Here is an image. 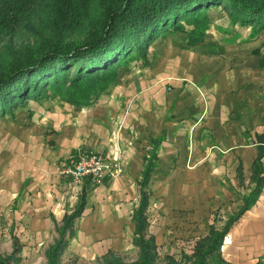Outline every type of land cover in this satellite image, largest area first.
I'll return each instance as SVG.
<instances>
[{"label":"crops","instance_id":"0c3cea01","mask_svg":"<svg viewBox=\"0 0 264 264\" xmlns=\"http://www.w3.org/2000/svg\"><path fill=\"white\" fill-rule=\"evenodd\" d=\"M256 46L260 43L205 36L169 58L155 54L121 67L115 85L89 107L36 104L41 111L18 138L15 126L0 133V157L12 147L20 152L19 166L12 163L23 172L14 195L19 221L38 239L54 238L53 244L56 228L84 196L69 251L124 237L125 222L132 224L133 243L132 213L150 160L148 213L163 219L162 225L195 227L187 223L207 221L216 211L237 212L264 149V67L261 55L253 53ZM86 149L116 157L120 175L99 186L88 180L69 185L62 169ZM261 162L264 175V154ZM148 221L150 234L149 215ZM80 239L84 244L73 247ZM107 252L113 253L103 255ZM221 255L226 264H264V183L256 202L230 228Z\"/></svg>","mask_w":264,"mask_h":264},{"label":"trees","instance_id":"16d2710c","mask_svg":"<svg viewBox=\"0 0 264 264\" xmlns=\"http://www.w3.org/2000/svg\"><path fill=\"white\" fill-rule=\"evenodd\" d=\"M216 7L232 23L254 32L264 30V0H0V116L30 101L40 102L48 89L63 103L91 106L115 85L119 67L136 59L148 61V49L160 36L174 30L185 35L190 48L203 42L210 26L206 13ZM182 22L190 29H184ZM253 53L261 55L264 67V53ZM263 154L260 149L252 165V183L243 205L222 227L210 225L191 253L182 252L179 261L171 255L161 259L148 232L150 160L132 213L137 259L124 261L107 252L96 264H226L221 255L224 239L261 192ZM237 176L243 185L241 169ZM85 204L82 196L56 228L57 239L45 252L46 264H61ZM13 257L0 258V264H16Z\"/></svg>","mask_w":264,"mask_h":264},{"label":"rangeland","instance_id":"374dc122","mask_svg":"<svg viewBox=\"0 0 264 264\" xmlns=\"http://www.w3.org/2000/svg\"><path fill=\"white\" fill-rule=\"evenodd\" d=\"M206 14L210 20V26L205 34L206 37L223 38L228 40V42H237L239 40L241 43L249 40L250 43H260V46H256V49L264 50V32L255 39L254 29L250 30L248 26L232 23L225 11L220 7L210 8ZM182 25H184V29H190L186 22H182ZM210 31L212 35L209 34ZM250 31H252L251 35H249ZM23 39L25 40V38ZM186 48L185 35L173 30L164 37L160 36L150 45L147 59H151L155 54L158 57L169 58L175 55L174 50H186ZM133 61L130 63H133ZM130 63H126L121 67H128ZM46 93V96L40 102L30 101L23 107L14 110L12 114L0 116V133L6 131L10 126H15L16 132L14 134H17L20 128L26 127L34 115L41 111L40 106L47 107L48 104H55L54 101H59L57 97L50 96L52 93L50 89ZM36 104L40 106H36ZM10 151L11 153L8 151L6 156L0 157V258H8L14 255L13 258L16 259V264H46L45 252L52 244L54 238L38 239L28 232L26 223L19 221V197L16 196L14 198V195L20 187L23 172L19 173L20 169L15 167L16 165L19 166L20 163L18 148L12 147ZM153 209L155 208L153 207ZM222 210L225 212L230 211L228 208ZM147 214L152 227L150 234L156 237L160 258L171 255L178 261L182 252L191 253L194 242L206 235L210 225L215 224L216 227L220 228L230 216L224 215L223 211H216L207 221L199 224L187 223L195 227L185 228L184 226L162 225L163 219L156 220L153 218L154 212L152 210L151 212L149 210ZM130 216L131 213H128V217ZM125 223L124 237L104 238L94 245H82L81 249L77 251L75 248H73V251L71 248L70 251L67 249L61 258V264H96L97 258L101 257L108 249L112 250L124 261L136 260L138 249L132 243V224L129 222ZM75 244L84 243L80 239V241H73V247H75ZM91 248L96 249V251L93 252ZM88 253H93L94 255L88 257ZM90 258L94 259L91 260Z\"/></svg>","mask_w":264,"mask_h":264},{"label":"built area","instance_id":"2783aa9c","mask_svg":"<svg viewBox=\"0 0 264 264\" xmlns=\"http://www.w3.org/2000/svg\"><path fill=\"white\" fill-rule=\"evenodd\" d=\"M122 168L116 157H105L101 152L87 149L80 153L77 160L62 169L69 185H79L88 180L92 186L101 185L106 178L120 175Z\"/></svg>","mask_w":264,"mask_h":264}]
</instances>
